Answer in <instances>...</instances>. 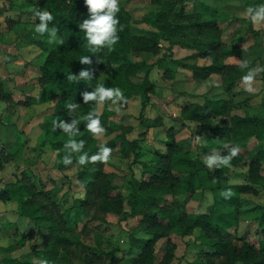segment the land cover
Wrapping results in <instances>:
<instances>
[{
	"label": "trees",
	"instance_id": "1",
	"mask_svg": "<svg viewBox=\"0 0 264 264\" xmlns=\"http://www.w3.org/2000/svg\"><path fill=\"white\" fill-rule=\"evenodd\" d=\"M185 1L164 0L160 2L159 9L151 14L150 20L161 34L160 42L151 37V34H133L130 16L119 6L116 13L119 18L118 41L110 49L99 46L95 47V50L94 46L88 44L84 31L79 28V22L88 15L84 0L33 2L31 16L35 28L39 19L34 13L37 10L50 11L54 18L49 22L50 26L55 24L58 31L56 38L51 39L54 40L55 46H51L49 33L40 34L35 30L31 34V43L38 46L43 53L39 66V81L44 85V92L40 98H27L17 104L28 106L44 102L48 99V92H51L52 96H61L60 102L53 106L49 116L42 123L41 140L58 152L60 170L71 166L78 168L77 181L83 188V196L72 197L68 203L63 198H58L56 192L50 195L35 190L32 182L27 184L28 180H17L15 183L6 184L0 190V200L16 201L20 216L29 218L33 224L46 229L47 233L36 252L38 259H46L48 264H104L103 258H109L110 253L102 249L100 241H94V245H85L75 239L79 238L78 234L71 236V229H76L84 216L102 214L105 222L104 217L111 214L118 217L119 221L141 215L139 230L133 232L134 236L128 234V247L122 250L123 257L136 251L130 258L131 264H154L156 256L153 249L158 240L167 239L171 233L184 237L193 231L203 234L195 238L198 247L209 244L213 252L205 254L207 257H224L222 264H235L236 260L242 264H264V244L255 248L252 244L243 242L237 247L231 241L238 226L237 211L241 202L239 193L264 192V116L258 117L260 113L248 112L243 115L234 114L232 111L236 109L237 104L230 99L208 98L203 104L183 105L179 120L199 123L201 128L198 134L203 137V144L198 146L197 151H193L187 141L179 142L175 139L172 128L166 129L165 151L156 152L155 163L149 166L151 170L146 179L132 178L126 183L125 195L120 188L113 186L110 176L103 170L107 158L114 152L115 141L108 140L100 144L96 136L98 132H93L86 126L88 114L91 113L99 119L104 136H110L119 130L121 139L118 141L116 153L120 158H131V164L138 162L141 150L139 143L143 140L145 131L132 141L122 138L125 129L120 123L109 121L111 111L106 106L116 97L84 101L83 95L97 84H104L105 87L119 89L122 99L140 96L142 104H145L148 94L153 93L155 89L150 73L153 69L164 66V62L170 57L168 53L171 47L176 44L194 49L196 57L210 60V64L205 66L177 62L189 68L191 77L195 80H205L210 74H218L223 90L230 93L239 79L249 75V63L225 62L228 57L239 55L240 51L222 41L217 13L197 9L186 12ZM162 43L168 45L164 53L160 46ZM136 54L157 58L148 64L142 59L133 60L131 55ZM84 55L89 57L90 63L82 64L79 61ZM105 65L112 66V70L104 82L100 83L99 76ZM85 68L92 72L91 81L70 76V73L76 75ZM173 72L172 68H165L164 76L171 79ZM0 101L16 103L1 81ZM67 103H76L77 106L70 112ZM73 119L78 122L79 131L69 135L60 127H56L52 132L54 120L57 123H69ZM141 124L145 125L146 129L162 125L158 117L151 120L142 119ZM128 130L130 128H126V131ZM69 139L83 140L82 149L79 152L69 151L65 147ZM252 139L257 143L246 152ZM234 146L238 148V152L229 164L215 166L214 171L210 172L201 154L207 153L210 156L215 150L216 155L223 156L229 154ZM104 147L111 150L107 158L102 151ZM244 151L245 153H242ZM82 153L87 154L83 163L79 160ZM65 154L71 155V161L67 164L63 160ZM244 154L250 156L246 176L247 180H252L251 186L230 184L226 173L229 168L245 163ZM93 155L97 158L92 159ZM12 159L13 154L1 151L0 167ZM180 178L186 180L188 191L185 194L188 197L201 188L212 192L213 203L206 213L189 214L183 202L176 204L175 212L166 213L167 208L173 205L171 196L175 192L174 185ZM225 190H230L228 195L222 194ZM257 220L260 226H264V210ZM137 233H141V236L138 237ZM172 256L171 252H165L164 264H167Z\"/></svg>",
	"mask_w": 264,
	"mask_h": 264
},
{
	"label": "crops",
	"instance_id": "2",
	"mask_svg": "<svg viewBox=\"0 0 264 264\" xmlns=\"http://www.w3.org/2000/svg\"><path fill=\"white\" fill-rule=\"evenodd\" d=\"M34 1L0 0V81L6 91L11 94L14 102H16L10 104L0 101V152L4 151L13 154V159L17 163L16 166L20 168L19 171L15 166L14 168H12L13 166L7 168V164L0 167V190L6 184L15 183L22 177L31 178L37 172H34V168H38L40 171L44 170L43 172H51L54 180L63 176L66 180L76 184L79 194L74 195L71 192V197L81 198L83 196V188L77 182L76 174L78 168L71 166L61 171L52 169L56 158L59 157L58 152L41 140L43 133L42 123L49 116L53 106L60 102L61 96L59 94L52 96L51 92H48L46 94L48 99L44 102L32 103L28 106L17 104L18 101L21 102L27 98H40L44 92V85L42 86L39 81V66L43 60V53L38 46L31 43V34L35 32V25L31 16ZM262 3H264V0H186L185 9L186 12L197 9L202 12L213 11L217 13L222 41L226 45H230L235 50L240 51L239 55L228 57L225 62L230 64L249 63V75L253 65L258 67L261 72V75L257 76L260 82L259 91L264 92V16L257 17L253 12L249 11V9L255 10ZM17 26L21 28L18 29ZM27 38L29 39L27 40ZM160 46L163 49L162 53L168 49L166 43H162ZM168 54L170 56L168 59L180 60L175 61L173 66H171L174 71L173 77L168 79L164 76L165 65L163 66L164 68L153 69L150 79L154 83L155 89L152 94H148L145 104H142L143 100L140 96L128 98L126 104L127 109L133 105L136 108L139 106V114L140 112L143 114L141 119L151 120L158 117L162 125L141 131H145V136L139 143L141 150L138 162L131 164V158H120L115 152L107 158L103 170L110 176L113 186H117L114 183V179L124 165H126L123 168L126 169L124 172L126 178L141 180L149 176V171L151 170L149 166L155 163L156 152L165 151V130L168 128L174 130V137L177 141L191 142V146H193L198 139L201 142L198 146H201L203 137L198 134L201 128L200 124L180 121L181 107L187 103L203 104L206 98H212L210 96L215 88L219 87L223 93L225 92L222 89L221 77L218 74H210L205 80H195L191 77L192 72L189 68L177 64V62H181L185 65H209L210 60L196 57L194 49L176 44L171 47V51ZM246 83H249L248 80L241 78L236 82L235 86L242 87ZM218 91L221 93L220 90ZM248 95L249 98L253 96L251 94ZM212 99L229 98L225 94L220 98ZM233 102L237 104V107L232 113L238 115L246 114L248 109L246 102L243 103V99L233 100ZM117 105L116 102H111L107 105L110 111L116 110L112 116L118 113ZM144 105L145 110L142 111ZM118 114L119 118L110 116V120L120 123L121 126H130L128 131L122 126L125 129L124 139L128 141L137 139V133L140 132L139 127L123 123L122 113ZM130 114L133 115V113ZM171 117H175L176 120L171 119ZM165 119H168V123H165ZM138 122V125L141 126L140 119ZM131 129L132 132H130ZM120 134L121 132L118 130L110 136H106L109 140H115V151L119 147ZM97 139L99 140L98 142L104 143L98 137ZM252 148L248 149L247 147L246 152ZM190 149L193 150L191 147ZM242 153H245V151ZM244 155L246 157V154ZM208 156L209 154L207 153L201 154V158H203L206 165ZM211 166H208V169L213 172L216 164L210 170ZM139 168L141 172H138ZM130 169L134 170L130 171ZM235 169V167H231L230 171L233 172ZM34 180L36 178H32L31 182ZM61 184L60 182V186ZM197 192L201 193L202 197L211 196V202L206 205V209L198 211L206 213L209 206L213 203L212 192L207 188H201L193 193L197 194ZM60 193L62 192L58 194ZM193 193L189 197L186 196V198L188 197L191 200V198L196 196ZM184 206L186 209L185 203ZM17 208L16 201L0 200V264H39L40 259L37 258L36 252H38L47 231L33 224L29 218L20 216ZM109 215L106 217V222L110 221L107 219ZM84 217L87 220H91L90 217ZM124 257L129 258V255Z\"/></svg>",
	"mask_w": 264,
	"mask_h": 264
},
{
	"label": "rangeland",
	"instance_id": "3",
	"mask_svg": "<svg viewBox=\"0 0 264 264\" xmlns=\"http://www.w3.org/2000/svg\"><path fill=\"white\" fill-rule=\"evenodd\" d=\"M163 1L164 0H118V3H119V6L122 7L124 10H126V12L130 16V27H131V32L133 34L135 35L151 34V37L155 38L158 42H160L161 34L158 31L156 25L152 23V21L150 20V16L151 14H154V12L159 9V4L160 2H163ZM17 28L20 29L21 27L17 26ZM24 28H25V25H24ZM28 39L29 38H27V40ZM50 41L52 42L51 46H55L54 40L50 39ZM131 56L133 60L142 59L146 61L148 64L154 62V60L157 58V56L146 55V54L145 55L136 54V55H131ZM175 61H180V60L167 59L164 62V65L166 66V68H171V66H173ZM111 70H112V66L110 65L104 66L99 76L100 83L104 82L105 77ZM259 75H261L259 68L253 65L250 70L251 79L248 80L249 83H246V85L242 87L235 86V88L230 93H226V92L223 93L219 87H218L219 89L215 88L214 92L212 93L210 97L220 98L221 96H224L226 94L227 98H229L232 101L233 100L237 101V99H243V103L246 102L247 109H248V111L246 112H248L249 114L260 113L258 114V117L264 116L263 114L264 92L259 91L260 82L257 77ZM218 90H220L221 93H219ZM149 94H152V93H149ZM248 94H251L253 96L249 98ZM128 98L129 97L125 99L115 98L111 102H116L118 104L117 105L118 113H122L123 123L128 124V125H135V127L136 126L139 127L138 129L140 132H138L136 136L138 138V135L141 133V131L143 129L147 130L148 128L146 129L145 125H141V126L138 125L139 124L138 120L140 119V121H142L141 118H143V114L141 112L139 114V106L136 108L133 105L129 109H127L126 104L128 102L127 100ZM101 110H102V105L100 104L99 111ZM143 110H145V105L142 108V111ZM115 111L116 110L114 109L113 111H111V116L114 114L113 112ZM118 113H116L112 117L119 118ZM130 113H133L134 116L131 115ZM109 121H111L110 117H109ZM165 123H168V119H165ZM123 127L129 128L130 126H123ZM130 132H132V129ZM96 136L100 140L104 141V143H106L109 140L108 138H106V136L103 135L102 132H98ZM123 136H124V133H123ZM104 143H101V144H104ZM199 143L201 142L197 139L196 142H194L193 146H191V142H189V145L191 148H193V151H197V147ZM254 144H256V140L252 139L247 145L248 149L252 148ZM114 152L116 153L115 150ZM249 159H250V156L246 155V157H244L245 163L241 164L240 166L238 165L239 167L234 166L236 169L233 172L230 171V168H229V170L226 173V177L230 184H242V185L248 184L249 186H251L252 180H250V178L247 180V176H246L247 169H248L247 163H249ZM59 163H60V157L56 158L55 164L52 167V169L61 171L59 169V165H58ZM4 164L5 165L7 164L6 166L7 168L12 167V166H13L12 168H14L15 166L18 171L20 170V168L16 166L17 163H16V160L14 159H12L10 163L9 162L3 163L2 167ZM214 166L215 164H213L210 167V170L214 168ZM124 167H126V165H124L123 168ZM262 167H264V163L262 164ZM122 169H120L118 174L115 176L114 183L117 184L118 188H120L121 192H123L122 194L125 195L126 194L125 185L131 179L129 177L126 178V176H124V172L126 169H123V170ZM135 169L137 168L135 167ZM141 169H142V166H141ZM141 169L139 168L138 172H141ZM133 170L134 169H130V171H133ZM43 171L44 170L40 171L38 170V168H34V172H36V174L38 175L34 173V176H31V178L22 177L20 180H23V181L28 180L27 184L30 185L31 179L36 178V180L32 182L35 187L34 188L35 190L47 192V193H50V195H54L56 192L57 197L63 198V200L67 203L71 201V198H72L71 192L74 195L79 194L78 186L72 183L70 180H66L65 178H63V176L57 177L56 180H54L52 179L53 174L51 172L49 171L43 172ZM60 182L62 183L61 186H60ZM185 183H186V180L182 178H180V180L175 183L174 185L175 192L171 196L173 205L171 208L170 207L167 208V211H166L167 214L175 212L177 210L176 204L178 203L180 204L181 202L185 203L186 205L185 210L188 212H191L189 214H193L194 212H198L200 210H205L206 205L211 202L210 195L207 197L206 196L202 197V194L198 192L197 194L193 193L196 196L191 198V200L188 197L186 198L187 195L185 193L186 191H188V189ZM63 185L64 187H62ZM59 192H62V193L58 194ZM239 195H240L239 197L241 198L240 200L241 202H240V205L238 206L239 208L237 211V222H238L237 225L238 226L235 229V234L233 233L234 236H232L233 238L231 241L237 247L241 246L243 242H248L252 244L253 246H255V248L261 247L264 244V226H260L258 224L257 217L258 215H260L261 211L264 210V192L260 191L259 193L258 192L253 193V192L246 191V192L239 193ZM37 201L39 202V200ZM107 216L108 215L104 217L105 222L103 221L102 214H98V216H95V215L86 216V218L91 217L90 218L91 220H87L85 219V217H82V220L77 224L76 229L75 227L71 229L72 231L71 236L74 234H78L79 238H75V239L84 243L85 245H88V244L94 245L93 243L94 241H100L103 247L102 249L110 253L109 258L104 259L102 257L104 264H131L129 262L130 258L133 257V254L135 255L136 251H132V253L128 254L129 258H125L123 257L122 250L128 247L127 246L128 234H130L131 236H134L133 232H135L136 229L139 230V227H140L139 217L141 215L136 218L135 217L128 218L125 221H119L118 217L110 214L109 217L107 218L110 221L106 222ZM116 224L118 227L116 226ZM122 227L124 228L122 229ZM200 234L203 235L200 232L198 233L197 231H193L189 233L187 236L181 237L177 235L176 233H171L170 235H168L167 239L158 240L155 243L154 249H153V252L156 256L155 261L153 260L154 264H164L165 263V260L163 258L165 255V252H171L173 254V256L167 262V264H222L224 262V257L222 256L221 257H207V255L205 254V253L213 252L212 248L210 250L209 244H204L203 246L201 245L202 247H198V243L196 242L195 238L199 237ZM137 236L138 237L141 236V233H137ZM236 261H235V264H242Z\"/></svg>",
	"mask_w": 264,
	"mask_h": 264
},
{
	"label": "clouds",
	"instance_id": "4",
	"mask_svg": "<svg viewBox=\"0 0 264 264\" xmlns=\"http://www.w3.org/2000/svg\"><path fill=\"white\" fill-rule=\"evenodd\" d=\"M84 3L87 6L88 15L81 22H79V28L82 29L87 38V42L90 46L95 47L104 46L107 48H112L113 45L119 39L117 34L118 28L117 25L119 23V18L116 13L119 11V3L118 0H84ZM250 12H253L255 16H264V3L259 5L255 10L249 9ZM34 15L38 17L39 23L36 25L35 30L44 34L45 32L49 33L50 39L56 38V33L58 31L55 24L50 26L51 21H53V15L50 11H39L37 10ZM82 64L90 63L89 57L84 55L79 60ZM71 77L79 78V80L91 81L92 80V72L85 68L81 69L78 74L73 75L70 73ZM246 80H250L251 76L247 75L244 77ZM121 98L120 90L117 88L105 87L104 84H97L91 91L84 93L83 100H103L105 98ZM76 103H67V108L70 110H74L76 108ZM88 123L87 127L93 132H102L104 131L103 127L100 126L99 119L94 117L91 113L88 114ZM56 127H60L63 131L67 132L71 135L74 132L79 131L78 122L73 119L69 123H64L60 121L57 123L56 120L53 121L52 132L55 131ZM84 144L83 140H74L69 139L65 147L69 151H77L79 152L82 149ZM70 146V147H69ZM104 157L107 158L108 153L111 151L109 148L104 147L102 149ZM238 152L237 147H233L230 149V153L220 156L216 155L215 150H213V154L207 157V165L211 166L212 164H216L219 166L220 164L227 165L229 164L231 158L235 156ZM87 154L82 153L79 156V160L83 163L86 159ZM92 159H96L97 157L93 155ZM64 163L67 164L71 161V155L65 154L63 157ZM230 190H225L224 195H228ZM39 264H48L46 259H40Z\"/></svg>",
	"mask_w": 264,
	"mask_h": 264
},
{
	"label": "water",
	"instance_id": "5",
	"mask_svg": "<svg viewBox=\"0 0 264 264\" xmlns=\"http://www.w3.org/2000/svg\"><path fill=\"white\" fill-rule=\"evenodd\" d=\"M171 119H173V120H176V118H175V117H171Z\"/></svg>",
	"mask_w": 264,
	"mask_h": 264
}]
</instances>
